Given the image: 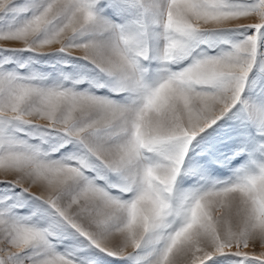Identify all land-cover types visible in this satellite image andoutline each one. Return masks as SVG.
Here are the masks:
<instances>
[{"label": "snow or ice", "instance_id": "6c2138e0", "mask_svg": "<svg viewBox=\"0 0 264 264\" xmlns=\"http://www.w3.org/2000/svg\"><path fill=\"white\" fill-rule=\"evenodd\" d=\"M0 264H264V0H0Z\"/></svg>", "mask_w": 264, "mask_h": 264}]
</instances>
